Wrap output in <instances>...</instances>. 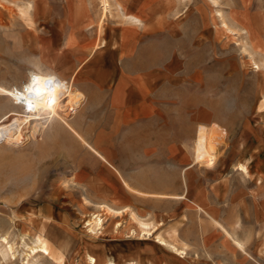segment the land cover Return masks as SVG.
<instances>
[{
    "label": "rangeland",
    "instance_id": "1",
    "mask_svg": "<svg viewBox=\"0 0 264 264\" xmlns=\"http://www.w3.org/2000/svg\"><path fill=\"white\" fill-rule=\"evenodd\" d=\"M27 2L34 5L30 19L21 13ZM108 3L103 17L100 0H0V82L15 89L30 73L57 71L67 83L65 55H56L83 33L96 39V47L104 46L106 26L127 23L114 1ZM129 9L142 23L139 9ZM156 11L187 22L192 47L187 43L184 50L192 53L187 54L192 81L184 82L182 75L173 83L181 80L192 90L186 91L192 101L186 111L195 114L201 105L211 119L199 122L193 134L161 129L164 133L156 134L151 144L144 140V158L142 151L127 156L121 143L108 142L98 153L110 167L99 161L83 136L69 130L80 104L64 114L71 128L58 122L52 132L46 129L36 138L30 126L17 141V129L8 130L0 139V239L14 246L15 257L0 256V264H24L27 247L35 248L36 238L48 249L47 256L35 257L38 264H88L87 256L96 264H264V77L260 85L259 72L252 63L247 66L252 56L251 61L264 65V0H156ZM62 34L61 48L55 42ZM36 46L39 56L29 51ZM11 104L0 98V125L12 118ZM199 126L215 131L217 160L212 169L196 166L187 172L186 195L180 170L191 164ZM241 164L248 167V176L237 169ZM208 206L247 256L211 221L201 231L200 223L206 221L195 211ZM97 215L102 226L92 224L91 233L86 225ZM133 217L149 223L152 234L143 236ZM157 238L169 246L178 238L185 253Z\"/></svg>",
    "mask_w": 264,
    "mask_h": 264
},
{
    "label": "crops",
    "instance_id": "2",
    "mask_svg": "<svg viewBox=\"0 0 264 264\" xmlns=\"http://www.w3.org/2000/svg\"><path fill=\"white\" fill-rule=\"evenodd\" d=\"M130 6L133 9L138 8L144 16L142 25L136 26L123 21L118 25L109 24L110 26L105 28L106 43L101 47L95 46L96 39L83 33L78 36L76 44L56 55V58L65 55L63 79L68 80L74 76V86L82 95L79 110L70 121L73 124V133L83 136L86 146L96 154L99 161L109 167L113 165L106 160L105 155L98 153V150L106 149V143L112 141L121 143L120 149L122 152L126 151L127 156L129 152L142 151L144 158V140L145 143L151 144L152 139L156 140V134L164 133L161 129L182 128L193 134L197 124L202 121L208 122L212 115L201 105L195 114L190 110L186 111L192 105V101H187L186 92L192 91L186 86L192 74L188 75L187 72L193 70L192 61L187 58V54L192 53L190 49L188 52L184 50L188 43L186 38H191L187 36L189 32L187 22L177 21L175 19L178 16L165 14L164 11L163 13H160L161 10L156 11V0H133ZM63 36L55 42L61 48L64 46V41L62 43L61 40V38L65 40ZM178 42H183L184 47L178 45ZM48 44L42 43L40 47ZM188 46L192 47V40ZM38 47L28 49L30 54L39 56ZM182 54L186 55L184 60ZM61 65H58V68ZM182 75L185 76L186 83H181L183 82L181 80L179 83H173L174 78H182ZM121 165L134 164L123 162ZM190 165L189 163L186 167L189 168ZM186 167L180 170L181 179L182 171ZM188 168L185 170L186 195L188 194L186 175L193 169ZM186 195L179 198L184 199ZM255 208H259L257 204ZM196 211L195 213L206 221L200 223L202 232L205 231V225L211 221L212 227L219 228L226 236L227 232L218 223L215 210L208 206ZM227 236L235 248L247 256L242 243L228 234ZM174 244L177 247L183 245L181 249L185 246L178 238ZM200 245L203 246L201 243ZM261 254L264 255V249ZM163 259L160 255V263Z\"/></svg>",
    "mask_w": 264,
    "mask_h": 264
},
{
    "label": "bare ground",
    "instance_id": "3",
    "mask_svg": "<svg viewBox=\"0 0 264 264\" xmlns=\"http://www.w3.org/2000/svg\"><path fill=\"white\" fill-rule=\"evenodd\" d=\"M102 2V9H103V17H105L108 9L109 3L108 0H100ZM114 4L117 8L122 11V16L125 18L126 22L129 24H133L136 26L141 25V20L132 14L131 6L127 7L129 3L128 0H113ZM215 2V0H212ZM128 2V3H127ZM124 8H128L124 11ZM34 9V5L31 2H27L22 5L21 13L26 19H30L31 12ZM222 18V15H219ZM102 17V18H103ZM226 29H230L226 23H223ZM90 28V26H88ZM246 50V49H245ZM253 53V52H252ZM262 54V52H258ZM251 55V53H250ZM253 57V56H252ZM252 57L249 58L247 66L252 63L254 69L259 72L261 78L259 80L260 85L264 77V65L259 66L256 62L251 60ZM261 65V64H260ZM34 72V71H33ZM57 72V71H56ZM56 72L50 71H38V73H30L28 75L27 81L22 83L19 88L9 89L5 87L3 83L0 82V98L7 99L12 104L13 114L10 121L7 123L0 125V139H3L4 134L7 133L9 130L12 132V128H16L17 134L16 139L17 141L24 129H30V126H33V130H31L32 137H38L42 132H45L46 129L51 130L54 124L58 122H62V124L68 129L71 128L67 123L64 114L68 109L77 107L80 102L81 98L79 97L78 92L75 90L74 80L75 77H70L67 83L61 81L59 76ZM72 110V109H71ZM67 113V112H66ZM53 126V127H52ZM73 133V129H69ZM30 131V130H29ZM215 131L208 129L204 126H199L197 128L195 140L193 141V150H192V160L191 165L189 168H193L199 166V168H206L212 169L215 161L217 160V146L219 143L218 137L214 133ZM13 135V134H12ZM27 138V136H26ZM14 139V138H13ZM21 139V138H20ZM19 139V140H20ZM188 167H186L187 169ZM188 168V169H189ZM185 169V170H186ZM237 169L244 175L248 176V167L246 165H239ZM185 170L182 171L183 182L185 184ZM182 175V174H181ZM195 206V205H194ZM104 208V207H103ZM108 211L117 213L114 210L106 207ZM197 208V207H196ZM200 210V209H199ZM137 223V227L140 229V232L143 233V236H150L152 234L153 227H150L149 223L142 222L135 217H133ZM92 224L95 227L102 226V220L97 216L93 217V220H89L87 222V227L92 233L91 226ZM97 229V228H96ZM227 235V234H226ZM158 242L162 245H167L171 250L175 251L176 253H185L184 248L178 249L177 245L174 246L168 245L162 238H157ZM36 247L35 248H28L29 255L26 254V262L24 264H36L37 259L35 257L39 256H47L48 249L41 241L40 238H36ZM234 241V240H233ZM170 244V243H169ZM235 244L242 248V246L237 242ZM264 249V248H263ZM15 249L12 244L6 238L0 239V256L6 260L9 256L14 259L15 257ZM31 254V255H30ZM37 257V258H38ZM42 258V257H39ZM38 258V259H39ZM11 260V258H10ZM9 261V260H8ZM86 262L88 264H96V259L91 256L86 257ZM38 264V263H37ZM107 264H113L112 261H108Z\"/></svg>",
    "mask_w": 264,
    "mask_h": 264
}]
</instances>
